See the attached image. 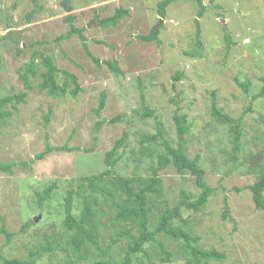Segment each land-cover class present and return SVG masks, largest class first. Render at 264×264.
Instances as JSON below:
<instances>
[{"label": "rangeland", "instance_id": "374dc122", "mask_svg": "<svg viewBox=\"0 0 264 264\" xmlns=\"http://www.w3.org/2000/svg\"><path fill=\"white\" fill-rule=\"evenodd\" d=\"M159 1L71 0L74 24L85 28L90 51L101 59L119 61L124 76L117 78L106 65L98 68L94 64L77 34L57 40L70 29L65 19L69 12L62 0H38L42 8L30 20L26 14L34 7L33 0H0V97L27 93L25 102L14 103L16 109L6 106L12 116L0 127V161L28 163L16 165L12 173L0 171V229L4 220L7 230L16 233L7 242L0 230V261L3 257L25 259L29 251L48 246L47 241L61 245L45 252L40 264H93L100 259L99 250L90 246L80 252L68 243L72 232L63 224L67 191L77 188L83 177L102 172L105 152L125 133L127 153L116 169L123 175L146 177L148 165L163 148L158 145L150 157L144 154L140 163L129 150L137 146L140 133L155 132L157 120L174 144L173 115L178 110L186 113L191 123L187 153L190 157L200 154L205 180L214 188L200 211H184L187 227L201 237L204 248L214 247L226 255L225 260L209 264H264V211L256 208L248 188L257 178L256 164L264 165V0H203L206 8L199 20L204 48L203 55L195 57L185 51L196 46L195 19L200 6L193 0H176L162 20L157 11ZM119 6L129 8L130 14L116 26H100L99 20L114 14ZM153 27L160 28V44L137 37ZM225 32L232 39L230 50ZM36 49L52 54L60 68L78 76L82 91L77 97L54 98L40 92L39 78H31L33 89H25L20 68ZM38 69L39 73L43 67ZM177 72L184 74L173 87ZM236 78L249 82L247 93ZM102 91L107 92L106 106L98 116L95 109ZM213 92L217 106L230 116L238 118L246 111L235 159L230 126L211 115ZM172 97L179 100L178 105L170 101ZM142 106L154 109L156 117L142 118L138 111ZM49 107L53 113L45 127L43 117ZM116 116L121 119L111 123ZM98 119L108 122L98 133L94 150L87 151L94 143ZM46 143L81 149L53 151L37 158ZM159 176L164 199L170 205L181 190L194 196L200 192L193 175L180 174L173 166L160 171ZM51 184H56L52 197L40 206L36 194ZM225 196L234 221L223 218ZM109 206L113 212L102 218L106 225L101 244H110L111 251L119 255L129 241L118 233L123 226L115 220V206ZM79 208L75 203V214ZM157 209L158 205L153 211ZM33 218L34 224L21 232ZM79 253L84 258L80 259ZM153 264L187 263L179 258Z\"/></svg>", "mask_w": 264, "mask_h": 264}, {"label": "trees", "instance_id": "16d2710c", "mask_svg": "<svg viewBox=\"0 0 264 264\" xmlns=\"http://www.w3.org/2000/svg\"><path fill=\"white\" fill-rule=\"evenodd\" d=\"M175 1L160 0L158 2L157 11L160 18H166L168 6ZM193 1L200 6L197 12L198 17L195 19L197 28L195 33L196 46L191 50H186L185 53L195 57L203 55L204 44L201 39L199 18L204 14L206 5L203 3V0ZM33 3L34 7L26 14L28 20L42 8L38 0H33ZM61 3L66 11L69 12L65 19L70 24V29L65 34L59 35L57 40L63 41L77 34L82 41L86 54L98 68H101L104 64L115 77L122 78L124 71L117 59H101L90 51L88 46L89 38L84 34L85 28L74 24L75 15L71 13L74 10L71 0H62ZM17 5V3H14L13 7L17 8ZM129 14V8L119 6L116 8L114 14L100 19L99 25L102 27L116 26ZM160 32V28L153 27L149 33L139 34L137 37L145 42L160 44ZM225 42L227 50H230L232 39L229 32H225ZM34 44L40 43L36 42ZM39 66L43 67V70L38 73ZM183 74V72L176 73L173 77V87L176 84L175 82L182 78ZM19 77L27 90L33 89L31 78H39L38 90L54 98L64 97L68 94L75 98L82 91L78 76L66 69L60 68L52 54H46L40 49L34 50L31 59L21 66ZM235 81L244 92L247 93L249 91V82H239L237 78ZM26 95L27 93L24 91L0 97V127L12 116V112L8 111L6 106L12 105L16 109L14 103L25 102ZM262 95H264V89H262ZM257 96L254 95V98H257ZM212 97L211 115L219 122L228 124L233 132V143L235 145L233 159H235L236 154L240 150L242 137L240 124L246 111L242 112L238 118H234L217 106L215 92H213ZM106 99L107 92L102 91L98 107L95 109L98 116H100L101 111L106 106ZM170 101L178 105L179 100L172 97ZM138 111H140L142 118L156 117L155 110L149 107L142 106ZM52 113L53 108L49 107L48 112L43 117L45 127L49 125ZM120 119L121 116H116L109 121L114 123ZM173 120L177 132V141L174 144L167 137L163 123L157 120L155 132L152 134L140 133L137 146L129 150L130 155L135 156V160L140 163L144 154L150 157V155H153V152L158 150V145L163 148L162 152L157 151L155 154L156 159L154 163L150 162L148 165L150 174L146 177H142L140 174L132 176L123 175L116 169L119 161L127 153V135L125 133L115 140L110 150L105 152L104 161L106 168L102 172L83 177L77 188H70L67 191L64 203L65 218L63 224L68 231L72 232V239L68 243H72L74 250L80 252L89 249L90 246L99 250L100 259L95 260L93 264H153L157 261L170 263L179 258L183 259L187 264H209L210 261L225 260L226 255L224 252L214 247L204 248L200 244L201 237L198 234H194L187 227L188 221L184 217V211H200L208 203L210 196L213 195L214 188L205 180L204 169L200 164V154L190 157L187 153V135L191 129L189 116L176 110ZM107 122L108 120L106 119H98L96 121L94 126V143L91 147L86 148L87 151L94 150L98 143V133ZM80 149L75 146H52L50 143H46L45 150L38 154L37 158H44L46 154L53 151L71 152ZM22 163L28 165L26 162L0 161V171L12 173L13 168ZM170 166H173L180 174L190 173L193 175L196 186L200 189L199 194L194 196L186 190H181L177 200L170 205L164 199L163 180L159 176L160 171ZM256 167L257 178L248 188L251 191L252 200L256 208L264 211V165L256 164ZM55 187L56 184H51L43 191L37 192V202L40 206L51 199ZM235 190L240 191L241 189L235 187ZM224 202L223 218H229L234 221L229 215V205L226 196L224 197ZM75 203L78 206L80 205L78 214L74 212ZM109 203L115 206L113 208L115 220L123 226L118 230V233L127 237L129 241L124 252L119 255L111 251L110 244H101L105 239L102 234L106 225L102 218L106 216L108 211H112V206L108 207ZM157 205L158 209L154 212L153 209ZM34 222V218L30 219L20 231L25 232ZM0 230L6 236L7 242H10L16 234L7 230L4 220ZM46 244L48 246H44L43 250L38 248L29 251L25 259L3 257L0 264H40L38 260L42 259L45 252L54 251L55 247L58 248L61 245L60 243L50 245L49 241ZM79 257L80 259L84 258L80 253Z\"/></svg>", "mask_w": 264, "mask_h": 264}, {"label": "clouds", "instance_id": "9594fccd", "mask_svg": "<svg viewBox=\"0 0 264 264\" xmlns=\"http://www.w3.org/2000/svg\"><path fill=\"white\" fill-rule=\"evenodd\" d=\"M162 19V18H161ZM163 20V19H162ZM222 22H224V19L221 20Z\"/></svg>", "mask_w": 264, "mask_h": 264}]
</instances>
